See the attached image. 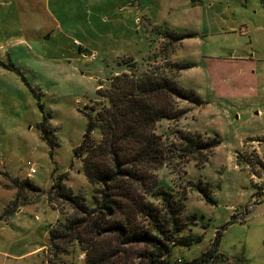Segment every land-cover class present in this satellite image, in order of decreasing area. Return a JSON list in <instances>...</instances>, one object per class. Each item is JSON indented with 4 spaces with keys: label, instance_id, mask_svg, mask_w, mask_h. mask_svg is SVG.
<instances>
[{
    "label": "rangeland",
    "instance_id": "374dc122",
    "mask_svg": "<svg viewBox=\"0 0 264 264\" xmlns=\"http://www.w3.org/2000/svg\"><path fill=\"white\" fill-rule=\"evenodd\" d=\"M168 61L190 64L167 69L204 103L179 100L185 116L161 119L155 132L220 141L203 167L150 171V186L185 197L177 239H192L172 258L200 257L221 229L228 264H264V0H0V264H86L79 243L52 246L53 225L74 207L46 191L64 176L96 206L76 148L107 100L98 91L124 68L138 77ZM91 137L100 141L101 129ZM138 186L140 199L160 202ZM124 249L120 261L143 260L142 245Z\"/></svg>",
    "mask_w": 264,
    "mask_h": 264
},
{
    "label": "trees",
    "instance_id": "16d2710c",
    "mask_svg": "<svg viewBox=\"0 0 264 264\" xmlns=\"http://www.w3.org/2000/svg\"><path fill=\"white\" fill-rule=\"evenodd\" d=\"M172 37L173 41L183 38L175 34ZM187 67L190 64L168 61L161 72L147 71L138 77L117 74L109 80L106 92L98 91L107 100L99 101L102 107H93L96 112L89 116L83 140L76 148L79 156H85L84 170L93 185L97 204L89 205L60 176L46 193L55 201L62 198L70 202L74 212L53 225L52 246L79 243L86 252V264H127L120 258L128 244L144 247L139 254L143 260L138 264L144 260L146 264H208L210 261L228 264L226 256L219 251L221 229L200 257L173 260V248L189 245L192 239L180 242L177 239L184 228L181 214L186 208L185 197L164 189L158 180L149 185L150 171L164 164L181 169L177 167L179 164L194 160L198 166H205L220 143L218 138L197 131L176 129V140L170 142L155 132L161 119L178 121L185 116L187 110L178 106L179 100L196 105L204 103L169 73L172 68ZM95 128L102 131L100 141L92 140ZM23 184L41 191L31 182ZM137 185L142 191L160 197V202L140 199L135 192ZM206 198H210L208 193Z\"/></svg>",
    "mask_w": 264,
    "mask_h": 264
},
{
    "label": "built area",
    "instance_id": "2783aa9c",
    "mask_svg": "<svg viewBox=\"0 0 264 264\" xmlns=\"http://www.w3.org/2000/svg\"><path fill=\"white\" fill-rule=\"evenodd\" d=\"M35 173V168L34 167H30V172H29V175H33ZM208 264H216L214 261H210L208 262Z\"/></svg>",
    "mask_w": 264,
    "mask_h": 264
},
{
    "label": "crops",
    "instance_id": "0c3cea01",
    "mask_svg": "<svg viewBox=\"0 0 264 264\" xmlns=\"http://www.w3.org/2000/svg\"><path fill=\"white\" fill-rule=\"evenodd\" d=\"M172 58H174V57H172ZM122 71H127V68L122 69L120 72H122ZM120 72H116V74H118V73H120ZM181 74H182V72H181ZM181 74H180L179 77H178V82L180 81ZM179 84H180V83H179Z\"/></svg>",
    "mask_w": 264,
    "mask_h": 264
}]
</instances>
